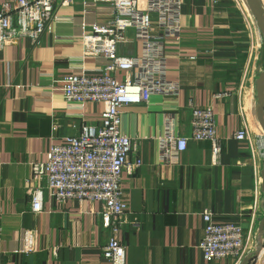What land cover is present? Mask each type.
Segmentation results:
<instances>
[{
  "label": "crops",
  "instance_id": "1",
  "mask_svg": "<svg viewBox=\"0 0 264 264\" xmlns=\"http://www.w3.org/2000/svg\"><path fill=\"white\" fill-rule=\"evenodd\" d=\"M7 1L14 0H0V5ZM242 1L183 0L179 31L162 45L164 77L178 83V93L154 94L147 102L121 109V132L138 141L129 162L136 156L142 160L121 174L129 220L118 233L125 246L124 264H239L203 258L198 243L204 211L239 223L245 246L256 244L264 217V136L253 118L255 79L245 74L251 37ZM82 11L79 0L59 6L39 43L20 36L0 49V264H100L110 236L101 222L100 202L59 203L43 187L42 209L34 212L28 193L32 163L45 162L50 146L77 134L81 124L101 123L100 102L67 107L59 82L81 67L98 72L96 60L82 56L72 21ZM84 16L91 21L109 15L88 11ZM118 50L139 56L142 45L137 41ZM125 76L115 74L118 80ZM204 105H211L215 114L222 141L218 157H212L209 141L189 138L174 163L162 162L159 138L167 129L166 117L177 135L190 137V107ZM55 120L59 126L52 133ZM242 128L246 140L235 139ZM26 229L34 234L30 253L17 251Z\"/></svg>",
  "mask_w": 264,
  "mask_h": 264
},
{
  "label": "built area",
  "instance_id": "2",
  "mask_svg": "<svg viewBox=\"0 0 264 264\" xmlns=\"http://www.w3.org/2000/svg\"><path fill=\"white\" fill-rule=\"evenodd\" d=\"M75 0H14L0 5V49L15 42L20 36L39 43L42 33L56 18L57 7L69 6ZM83 15L72 17L82 46V56H91L98 63L87 73L84 67L66 73L59 80L67 107L83 109L88 102L102 104L101 123H83L75 135L65 136L61 143L50 146L45 162L30 165L28 193L34 212L42 209V188L59 203L69 199L79 203L100 202L99 214L103 227L110 236L102 247L100 264H124L125 246L118 233L128 223L127 202L121 188V174L130 165L138 167L142 160L131 153L138 141L120 130V114L124 106L147 102L154 94L176 95L178 83L164 77L163 41L176 35L180 28V8L183 0H79ZM94 8L95 10H90ZM102 9L103 11H99ZM88 11L109 15L105 20L91 21L84 16ZM154 22L156 24H154ZM133 32V36L129 32ZM142 45L141 54H121L119 45ZM117 72L125 78L118 80ZM127 74H132L129 77ZM190 137L177 135L173 122L166 117L167 129L159 138V158L174 163L184 151L189 138L207 140L211 155L221 152L222 141L216 135V118L211 105L190 107ZM59 123L55 120L52 133ZM233 137L246 140L245 128ZM32 181L36 186H32ZM41 181L44 182L41 186ZM204 228L198 243L206 261L234 259L239 262L249 254L245 250L242 227L232 220L215 219L210 211L203 213ZM17 251H34L32 230L22 231ZM253 257L246 263L252 264ZM255 263V262H254Z\"/></svg>",
  "mask_w": 264,
  "mask_h": 264
},
{
  "label": "water",
  "instance_id": "3",
  "mask_svg": "<svg viewBox=\"0 0 264 264\" xmlns=\"http://www.w3.org/2000/svg\"><path fill=\"white\" fill-rule=\"evenodd\" d=\"M248 10L255 20L256 27L260 31L264 43V7L261 0H245ZM255 90V104L253 106V118L259 126L262 135L264 136V64L263 70L259 73L258 77L254 80ZM261 189L264 193V162L261 171ZM264 207V205H263ZM264 238V217L260 219L257 234H256V248L253 252L245 255L239 264H246L252 257H254L261 249Z\"/></svg>",
  "mask_w": 264,
  "mask_h": 264
},
{
  "label": "rangeland",
  "instance_id": "4",
  "mask_svg": "<svg viewBox=\"0 0 264 264\" xmlns=\"http://www.w3.org/2000/svg\"><path fill=\"white\" fill-rule=\"evenodd\" d=\"M242 1V0H241ZM243 2V1H242ZM244 4V2H243ZM245 7V4H244ZM243 7V8H244ZM247 7V6H246ZM244 8V11L246 12V20H247V26L250 30V37H251V45H250V52H249V58L246 64L245 68V74L248 77H252L256 79L263 70V64H264V43L262 39V35L258 28L256 27L254 18L250 15L248 8ZM254 20V24L253 21ZM253 48L256 50L255 54L256 56L252 59V50ZM255 102V101H254ZM256 248V244L254 242L251 243L250 247L245 246V252L249 251V253L253 252ZM255 262V263H254ZM252 264H264V238L263 243L260 251L253 257Z\"/></svg>",
  "mask_w": 264,
  "mask_h": 264
},
{
  "label": "bare ground",
  "instance_id": "5",
  "mask_svg": "<svg viewBox=\"0 0 264 264\" xmlns=\"http://www.w3.org/2000/svg\"><path fill=\"white\" fill-rule=\"evenodd\" d=\"M246 2V1H245ZM250 12V11H249ZM251 14V13H250ZM256 123V122H255ZM257 125V124H256ZM258 126V125H257ZM258 128H259V126H258ZM259 130H260V128H259ZM261 131V130H260Z\"/></svg>",
  "mask_w": 264,
  "mask_h": 264
}]
</instances>
